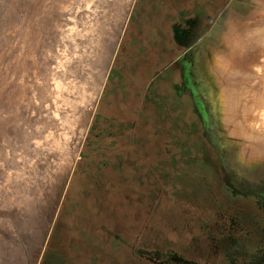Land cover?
<instances>
[{"label": "rangeland", "instance_id": "374dc122", "mask_svg": "<svg viewBox=\"0 0 264 264\" xmlns=\"http://www.w3.org/2000/svg\"><path fill=\"white\" fill-rule=\"evenodd\" d=\"M134 2L0 0V264H264L263 16L224 15L193 42L209 133L192 126L195 108L175 83L149 86L126 121L131 139L98 171L97 192L83 187L85 203L68 220L60 213L75 197L94 115L100 127L115 115L107 76ZM96 196L108 208H95ZM81 224L94 242L72 234L69 259L58 245L54 254L59 230Z\"/></svg>", "mask_w": 264, "mask_h": 264}, {"label": "crops", "instance_id": "0c3cea01", "mask_svg": "<svg viewBox=\"0 0 264 264\" xmlns=\"http://www.w3.org/2000/svg\"><path fill=\"white\" fill-rule=\"evenodd\" d=\"M139 1L135 0L131 9L106 82L112 79L114 85L108 104L110 107L118 105L116 97L129 95L128 97L132 98V100L126 99L124 105L127 107L120 109L125 111V114L131 104L136 105L135 110L141 109L138 108V104H142L149 86H154L156 89L163 88L168 80L175 83L174 91L177 96L184 95L183 99L189 100L187 89L182 88L180 81L175 80L181 76L185 59L190 58V52L194 48L193 38L212 31L214 20H220L227 14L229 18L248 15L264 17V0H262L263 5H256L252 0H144L139 9L138 21L135 22L128 39H125L128 29L132 27L131 18ZM169 52L174 53L169 67L157 66L156 63L162 55H167ZM117 61L119 62L116 68ZM185 68H187L186 63ZM164 71L168 73L167 80L163 81L164 78L157 80ZM195 73L192 71V77L196 80ZM124 119L130 118L124 117ZM256 161L257 165L264 169V156H261V161L258 158ZM258 183L263 192L261 200L264 203V172L258 177Z\"/></svg>", "mask_w": 264, "mask_h": 264}, {"label": "trees", "instance_id": "16d2710c", "mask_svg": "<svg viewBox=\"0 0 264 264\" xmlns=\"http://www.w3.org/2000/svg\"><path fill=\"white\" fill-rule=\"evenodd\" d=\"M124 94V93H123ZM129 96V95H128ZM126 95H121L119 97H116L117 99V103L118 105L115 107L116 112L114 117H111L110 119H106L103 120L104 121V126L100 127L99 126V120L97 119V117L101 118V115H94L93 118V124L90 126V129L88 131V134L85 138V143L81 149L80 152V160L78 161L76 168L73 172V180H77V191L75 192V197L72 201V203L69 201L64 200L65 202L63 203V206L60 209V213H64L65 214V219L70 218L72 211H74V209H78L80 208V204L83 202L85 203L86 201V195L84 194V192L82 193L81 189L84 187V189L86 188V186H90L92 190L97 192V180H98V171L99 169H101V165L103 164V162H111L114 158V152H116L118 149L116 147V145H127L128 140L131 139L130 135H131V131H130V127H132L131 125L127 124L126 121H129L128 119H124L125 118H132L135 114V104H131L130 105V109L128 110L127 114H125V111H121L120 109H122V106H126L124 105V101H126V99H130L132 100L131 97H128ZM114 107V106H113ZM119 107V110H117ZM96 116V117H95ZM96 119L98 121H96ZM101 120V119H100ZM103 123V122H102ZM117 130L119 129V133H116V136L114 135L113 130ZM114 137H117V139L119 140L116 142V140L114 139ZM144 136L142 135V138ZM90 171L89 174V178H86V176H84V172ZM75 177V178H74ZM79 191V192H78ZM84 191V190H83ZM86 197V198H85ZM93 198V204H95V208L99 209L100 207L104 206L105 208H108V206L106 205L105 202H101L100 199H98V196L96 197H92ZM66 224H69V222L65 221ZM78 228H74L75 232L70 233V231L67 229L65 230H59V234L57 235L58 237L54 240V242L51 243V251H53V253L55 254L56 252V246L58 245L59 247V251L61 252V256L60 258H62L63 256L66 257V259H69L70 253H68L66 250L67 248L71 245V242L68 240L69 238L71 239L72 234L75 235V238H78V242H81L82 244L86 243H92L94 242L91 235V232L89 233L85 227V225L81 224L76 226ZM122 227V226H121ZM68 231V232H67ZM121 232V231H120ZM123 232H121L122 234ZM126 233V232H125ZM90 235V236H89ZM124 236V233L123 235ZM91 237V239L89 238ZM126 241V239H123ZM129 242L132 244L133 239H129ZM94 245V244H93ZM62 250V251H61ZM63 250L65 252H63ZM59 252V253H60ZM63 253V256H62ZM136 253V252H135ZM139 253V252H138ZM51 254V253H50ZM47 257L46 260L48 261H54L55 256L56 255H50ZM68 257V258H67ZM64 260V259H63ZM45 261V260H44Z\"/></svg>", "mask_w": 264, "mask_h": 264}, {"label": "flooded vegetation", "instance_id": "af4514ba", "mask_svg": "<svg viewBox=\"0 0 264 264\" xmlns=\"http://www.w3.org/2000/svg\"><path fill=\"white\" fill-rule=\"evenodd\" d=\"M188 39H189V37H187V40ZM199 39H200V37H197V38L194 37L193 38L194 41L195 40L198 41ZM184 62L186 63L187 68H185V63H184L182 65L183 68L181 71V76L179 78V81H180L179 83H180V86L182 88L187 89V92H188L187 96L195 108V114H194L195 121H194V124L192 123V126H194V128H196L197 125H195V123H197V121H199L200 122L199 126H201L202 129L206 130V132L209 133L210 128H209V122L207 121L208 116L206 115V113L202 112V110L204 109L203 105H200L199 101L196 100V96H198V94H197V92H195V88H194L195 86H194V82H193V80L195 81V79L192 77V71H191V69L193 67H195V65L193 64V61L191 59H188V58H186ZM199 105L201 106V109H202L200 112L198 111ZM245 194H248V193H244V195ZM263 205H264V203H263ZM213 260H215V257L213 258Z\"/></svg>", "mask_w": 264, "mask_h": 264}, {"label": "bare ground", "instance_id": "6f19581e", "mask_svg": "<svg viewBox=\"0 0 264 264\" xmlns=\"http://www.w3.org/2000/svg\"><path fill=\"white\" fill-rule=\"evenodd\" d=\"M250 39H251V37H250ZM251 41V40H250ZM252 42V41H251ZM254 42H255V40H254ZM221 62H222V64L224 63V60H222L221 58H218L216 61H214V63L215 64H217V65H219L220 66V64H221ZM101 89V88H100ZM48 98V97H47ZM249 114V113H248ZM259 121V120H258ZM256 124V123H255ZM258 132V131H257Z\"/></svg>", "mask_w": 264, "mask_h": 264}]
</instances>
